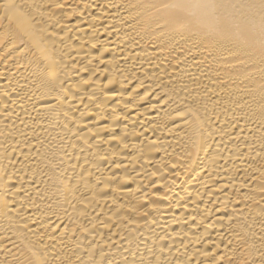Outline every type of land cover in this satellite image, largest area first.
<instances>
[{"label":"bare ground","instance_id":"1","mask_svg":"<svg viewBox=\"0 0 264 264\" xmlns=\"http://www.w3.org/2000/svg\"><path fill=\"white\" fill-rule=\"evenodd\" d=\"M0 264H264V0H0Z\"/></svg>","mask_w":264,"mask_h":264}]
</instances>
